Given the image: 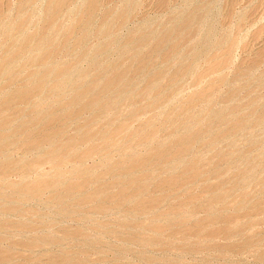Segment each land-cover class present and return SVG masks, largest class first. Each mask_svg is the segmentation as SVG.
<instances>
[{
    "label": "rangeland",
    "instance_id": "374dc122",
    "mask_svg": "<svg viewBox=\"0 0 264 264\" xmlns=\"http://www.w3.org/2000/svg\"><path fill=\"white\" fill-rule=\"evenodd\" d=\"M52 5L54 11L50 10ZM18 18L21 19L19 25ZM14 24L18 26L16 30ZM40 27L42 31H36ZM160 28L163 30L159 31ZM139 29L141 31L137 32ZM3 32L8 33L6 37ZM26 32L32 41L22 49L31 48V53L28 51L31 56L21 49L23 40H27ZM42 34H48V44L54 46L50 47L54 56L45 60L52 65L49 67L45 62L42 66L38 62L48 54V48L37 47L40 52L34 48ZM0 35V50H3L0 58L6 65L8 58L19 50V54H14L18 59L13 55L8 65L11 67L0 77V101L10 97L18 86L23 88L30 82L29 87H25L28 90L32 81L36 82L40 76L31 79L29 75L34 70L39 74L46 69L60 68L61 64L70 68L66 80L62 79L60 84H51L53 79L49 75L46 78L51 79L49 85L35 91L29 104L15 102L16 98L11 97L10 106L6 114L4 112L10 115L15 109L35 103L24 109L26 114L22 118L40 117L41 124L28 125L26 131L30 129V132L29 136L24 133L26 138L22 134L11 135L20 125L21 116L11 117L15 118L16 125L11 120V125L3 128V132L10 135L9 141L16 145L8 142L4 154L0 152L1 167L7 162L10 164L3 174L10 175L0 179V207L3 206L0 208V264H264V0H0ZM9 41L18 42V50L15 44L9 45ZM32 48L36 50L31 51ZM6 53L12 55L5 56ZM43 65L47 67L45 71ZM94 69L97 70L94 72ZM93 72L98 75L93 76ZM112 76L120 77L119 82L123 80L124 86L118 82L117 87L114 82L116 85L112 83V87L100 91L102 84ZM9 77L12 80L8 83ZM23 82H26L24 86ZM75 82L77 86L80 84L79 90ZM88 86L94 92L99 90L97 94L102 95L103 103H108L107 108L98 111L94 107H80L90 96L96 95L90 92L86 95V91L81 90ZM114 86L118 91L113 90ZM73 88L76 96H71ZM116 98H121L118 104ZM61 110L64 113H60ZM71 112H75V116ZM50 113L54 120L46 124ZM40 133L50 135V144L24 145L25 139L37 138ZM92 136L96 139H90ZM67 140L69 144L72 142L68 146ZM73 144L79 145L76 146L79 151ZM51 150L60 154L62 163L58 157L46 163L42 160L43 154ZM139 161L147 164L141 166ZM128 168L132 172H125ZM40 173L41 176H36ZM85 173L96 178L91 181ZM57 175L66 176V182ZM50 178L63 184L56 185V189H53L56 181L52 189L39 185L41 194L34 192L23 197L21 187L37 182L38 185L47 179L51 182ZM12 183L16 184L12 186ZM68 185H71L70 191L66 193L64 189ZM77 188L83 193L79 194ZM102 189L107 190L103 193ZM99 194L102 198L104 195L105 203ZM60 195L61 200L57 198ZM116 197L119 200L115 201ZM149 199L152 201L147 202ZM80 200L81 206L78 205ZM61 204L68 206L64 208L66 206ZM139 241L142 245L137 244Z\"/></svg>",
    "mask_w": 264,
    "mask_h": 264
},
{
    "label": "bare ground",
    "instance_id": "6f19581e",
    "mask_svg": "<svg viewBox=\"0 0 264 264\" xmlns=\"http://www.w3.org/2000/svg\"><path fill=\"white\" fill-rule=\"evenodd\" d=\"M48 1H49V0H48ZM86 1H87V0H86ZM91 1H92V0H91ZM59 2H60V1H59ZM59 2H58V3H59ZM198 2H199V1H198ZM52 3H53V1H52ZM89 3H90V2H89ZM95 3H96V1H95ZM87 4H88V3H87ZM91 4H92V3H91ZM53 5H54V4H53ZM53 5H52V7H50V10H51V8H52V11H54V8H55V7H54L55 5H54V6H53ZM56 5H57V4H56ZM45 6H46V5H45ZM50 6H51V3H50ZM92 6H93V5H92ZM53 7H54V8H53ZM87 7H88V8H92V7H90L89 5H88ZM56 10H57V7H56ZM50 14H52V13H50ZM53 14H54V13H53ZM112 14H113V13H112ZM112 14H111V15H112ZM54 15L56 16V13H55ZM50 16H51V15H49V17H50ZM55 16H54V17H55ZM122 16H123V15H122ZM122 16H121V18H122ZM52 17H53V15H52ZM107 17H108V16H107ZM109 17H110V15H109ZM16 18H17V17H16ZM48 19H49V18H48ZM108 19H109V18H108ZM18 20L21 21V19H19V18L17 19V22H16V23H18V25H19V24H20V23H19L20 21L18 22ZM46 20H47V19H46ZM15 21H16V20H15ZM22 21H24V19H23ZM49 21H52V20H49ZM53 22H54V21H53ZM11 23H12V22H11ZM25 23H26V21H25ZM46 23H47V22H46ZM23 24H24V22H23ZM48 24H50V22H49ZM24 25H25V24H24ZM11 26H12V25H11ZM14 26H15V24H14ZM14 26H13V27H14ZM16 26H17V24H16ZM16 26H15L14 30H16V28L18 27V26H17V27H16ZM45 26H46V25H45ZM107 26H108V25H107ZM159 26L161 27V25H158V27H159ZM9 27H10V26H9ZM20 27L22 28V26H20ZM41 27H42V26H41ZM41 27L39 28V30H38V28H37L36 31L39 32V31L41 30ZM33 28H34V27H33ZM42 28H43V27H42ZM44 28H45V27H44ZM52 28H54V27H52ZM111 28H112V27H111ZM113 28H114V27H113ZM147 28H148V27H147ZM156 28H157V27H156ZM161 28H162V27H161ZM161 28L159 29V31H160V30H163V29H161ZM107 29H108V28H107ZM157 29H158V28H157ZM157 29H156V30H157ZM11 30H12V29H11ZM14 30H13V31H14ZM46 30H47V29H46ZM142 30H143V29H142ZM147 30H152V29H149V28H148ZM164 30H165V29H164ZM167 30H168V29H167ZM167 30H166V31H167ZM13 31H12V32H13ZM26 31H27V30H26ZM33 31H34V30H33ZM41 31H42V30H41ZM41 31H40V32H41ZM107 31L109 32V30H107ZM111 31H112V30H111ZM139 31H141V30H140V29L137 30V32H139ZM166 31H165V32H166ZM7 32H10V31H7ZM7 32H6V34H8ZM12 32H11V33H12ZM14 32H15V31H14ZM31 32H32V31H31ZM133 32H134V31H133ZM11 33H9V34H11ZM22 33H23V32H22ZM28 33L30 34V32H28ZM33 33H34V32H33ZM33 33H32V34H33ZM45 33H46V32H45ZM48 33H49V32H48ZM50 33H51V32H50ZM65 33H67V32H65ZM68 33H69V31H68ZM146 33H147V32H146ZM150 33H151V32H150ZM171 33H172V32H171ZM3 34H5V32H3ZM6 34H5V37H6ZM25 34H26V36H27V32H26ZM34 34H35V33H34ZM34 34H33V35H34ZM36 34L38 35V33H36ZM53 34H54V33H53ZM103 34H105V32H104ZM138 34H139V33H138ZM138 34H136V36H137ZM158 34H159V33H158ZM158 34H157V35H158ZM12 35H13V34H12ZM16 35H17V34H16ZM55 35H56V34H55ZM67 35L70 36V34H67ZM107 35H108V34H107ZM132 35H133V34H131V36H132ZM134 35H135V34H134ZM144 35H145V34H143V36H144ZM148 35H149V34H148ZM150 35H151V34H150ZM159 35H160L159 37H162L163 32H162V35H161V34H159ZM170 35H171V34H170ZM172 35H173V34H172ZM172 35H171V38H172ZM0 36H1V35H0ZM21 36H22V35H21ZM30 36L33 37L31 34H30ZM46 36L48 37V34H47ZM46 36H44V35L42 34V36L39 38L40 40L38 41V43H36L35 46H34L33 43H32V45L34 46V48L37 49V51H39L38 48L41 49L39 46H42L43 49H44V45H45V48H48V54H47V55H45V56H44V55L42 56V54L40 55V56H42V57L40 58V60H39L38 62L40 63L41 66H42V64H43L44 62L46 63V62L48 61V59L51 58V55L54 56V53L52 54V52H54V50H50V49H51L50 47H52V46L48 44V41H49L48 39H49V38H47ZM57 36H58V35H57ZM59 36H60V35H59ZM63 36H64V35H63ZM128 36H129V35H128ZM128 36H127L126 38H128ZM140 36H141V38H142V35H140ZM163 36H164V35H163ZM5 37H4L3 39H5ZM28 37H29V35L27 36V38L25 37V38L27 39L25 42H24V40H23L24 43L22 42L21 46H23V47H21V49H22V48H25L24 45L28 44V42L31 40V39L29 40L30 37H29V38H28ZM36 37H37V36H36ZM44 37H45V38H44ZM61 37H62V36H61ZM64 37H66V36H64ZM105 37H106V36H105ZM129 37H130V36H129ZM153 37H154V36H153ZM167 37H168V36H167ZM1 38H2V37H1ZM8 38H9V35H8ZM15 38H16V36H15ZM41 38H43V39H41ZM46 38H47V39H46ZM51 38H52V36H51ZM67 38H68V37H67ZM134 38H135V37H134ZM134 38H133V40H134ZM148 38H150V37H148ZM154 38H155V37H154ZM162 38H163V37H162ZM162 38H161V39H162ZM164 38H165V37H164ZM3 39H2V40H3ZM11 39H12V37H11ZM11 39H10V40H11ZM22 39H24V37H23ZM33 39H34V38H33ZM130 39H131V38H130ZM143 39H144V38H143ZM150 39H151V38H150ZM167 39H170V37L167 38ZM8 40H9V39H8ZM18 40H19V39H18ZM37 40H38V39H37ZM59 40H60V39H59ZM62 40H63V38H62ZM81 40H82V39H81ZM128 40H129V39H128ZM131 40H132V39H131ZM131 40H130V41H131ZM163 40H164V39H163ZM11 41H12V40H11ZM31 41H32V40H31ZM31 41H30V42H31ZM60 41H61V40H60ZM7 42H8V41H7ZM7 42H5L6 44H5V43H4V44L7 45V44L10 43V41H9V43H7ZM12 42H13V41H12ZM12 42H11L9 45L12 46L13 44H15V43H12ZM15 42H16V41H15ZM54 42H55V40H54ZM56 42H57V40H56ZM131 42H132V41H131ZM148 42H151V41H147V43H148ZM167 42H169V41H167ZM0 43H1V42H0ZM17 43H18V42H17ZM17 43H16V44H17ZM34 43H35V41H34ZM49 43H50V42H49ZM52 43H53V42H52ZM60 43H61V42H60ZM62 43H63V42H62ZM125 43H126V42H125ZM16 44H15V45H16ZM19 44H20V43H19ZM47 44H48V45H47ZM0 45H1V44H0ZM5 45H4L3 47H5ZM30 45H31V43H29L28 48L30 47ZM55 45H56V43H55ZM1 46H2V45H1ZM7 46H8V45H7ZM11 46H8V47H11ZM13 46H14V45H13ZM13 46H12V47H13ZM16 46H17V45H16ZM8 47H7V49H8ZM37 47H38V48H37ZM18 48H19V46H17V50H18ZM52 48H54V46H53ZM55 48H56V47H55ZM5 49H6V48H5ZM10 49H11V48H10ZM14 49H16V47H14ZM14 49H13V50H14ZM25 49H26V48H25ZM30 49H31V48H30ZM30 49H28V50H26V51L23 50V49H22V50H23L24 52H28ZM36 49H33V48H32L31 51H34V50H36ZM56 49H57V48H56ZM56 49H55V50H56ZM45 50H46V49H45ZM104 50H105V49H104ZM0 51H1V50H0ZM4 51H5V50H4ZM8 51H9V50H8ZM23 51H22V53H23ZM42 51H43V50H42ZM57 51H58V50H57ZM1 52H3V50H2ZM6 52H7V51H6ZM11 52H12V50H11ZM17 52H18V53H16V51H15V53H14V51H13L14 54H19V50H18ZM29 52H30V51H29ZM29 52H28V53H29ZM39 52H40V51H39ZM39 52H38V53H39ZM45 52H46V51H45ZM135 52H136V51H135ZM30 53H31V52H30ZM30 53H29V54H30ZM34 53H35V52H34ZM41 53H42V52H41ZM43 53H44V52H43ZM10 54L12 55V53H10ZM14 54H13V55H14ZM39 54H40V53H39ZM1 55H2V54H1ZM4 55L6 56V55H8V54L6 53V54H4ZM11 55H8V56H11ZM13 55L11 56V58L13 57ZM98 55H99V54H98ZM8 56H7V57H4V58H8ZM17 56H19V55H17ZM29 56H31V54H30ZM35 56L38 57L39 55H35ZM53 56H52V57H53ZM14 57L18 59V57H16V55H14ZM37 57H36V59H37ZM49 57H50V58H49ZM2 58H3V57H2ZM11 58H10V57L8 58L9 61H12V60H10ZM15 58H13V59H15ZM8 59H4V60H7V61H8ZM37 60H38V59H37ZM37 60H36V61H37ZM45 60H47V61H45ZM50 60H51V59H50ZM2 61H3V60H2ZM2 61H1V58H0V62H2ZM9 61H8V64H7V65H6V63H7L6 61H3L2 63H0V64H1V65H0V77H2V75H4V74L6 73V71H7L6 68L9 69V68L11 67V66H10V67L8 68V65H10ZM14 61H15V60H14ZM14 61H13V62H14ZM34 61H35V59H34ZM34 61L32 62V64H34ZM5 62H6V63H5ZM29 62L31 63V60H30ZM11 63H12V62H11ZM47 63H48V62H47ZM47 63H46V64H47ZM49 63H50V62H49ZM12 64H13V63H12ZM25 64H26V63H25ZM35 64H36V63H35ZM28 65H29V64H28ZM28 65H27V66H28ZM40 65H39V66H40ZM47 65H48V64H47ZM35 66H37V65H35ZM35 66H34V67H35ZM43 66H44V69H42V70L45 71V69H46L47 67L52 66V65L49 64L47 67H46V65H43ZM54 66H55V65H54ZM60 66H61V67H60V68H57V69H56L55 67H54L53 69H50V70H49V69H48V70L46 69L45 72H41V73H39V74L36 72L37 70H36V71L34 70V71H32L31 73L29 72V73H30L29 76L31 77V79H33V78H36V79H37L36 76L40 75V76L38 77L37 81H36V82L34 81L35 83L32 81L33 84H32V86H30V88H29L28 90H26V88L29 87V85L31 84L30 82H29V85L26 84L28 87H27V86H25L26 88L23 87V88H25V89H23L22 86H21V87L18 86V87L16 88V90L13 91L14 93H12V92L10 91V93H12V94L10 95V97L6 98V96H5L6 99L1 100L2 102L0 101V152H2V151L5 149V145H7L6 143H8V142H9V143H12V142L9 141V140H10V135L8 136V134H7V135L5 134L6 132H3V128H4L5 126L7 127V125H9V124L11 123V120H13V122L16 121L15 118L11 119V117H14V116H21V118H19L20 121H21V123H20V125H17V126H16V127H18V128H14V127L11 126V127H12V130H13V128L15 129L14 133L11 134V135L14 136V137H15L17 134L20 135V136H21V134H22V135L26 138L27 135L29 136V132H30V129H29L28 132L26 131L28 125L31 124V126H35L36 123H40V124H41V122H39V121H40V117L29 118V119H27L28 117L25 118V119L22 118V117H24L25 114H26V113H25L26 110H24V109L30 107L32 104H35V103H31V105H29V106L27 105L28 107H26V108L24 107V109L19 108L20 110H17V111H16V109H15V107H14V108H13V109H15L14 113L11 112L12 114H10V115L7 114V115H5V114H6V110H8V108H9V106H10V102L12 101L11 97H12V98H13V97L16 98V99H14L15 102L18 101V102H21V103H22V102L25 103V102L30 101L29 99H31V95H32L35 91L40 90V89H41L42 87H44L45 85H49L48 81H49L50 78H48V81H47V79H46L49 75H50V77L53 79L51 82L49 81L51 84H56V83H57V84H60V81H61L62 79H63V80H64V79L66 80V77H67L66 75L69 74L68 70L70 69V68L67 69V68L65 67L66 65H65L64 67H62L63 64H61ZM140 66H141V65H140ZM142 66H143V65H142ZM142 66H141V67H142ZM20 67H21V66H20ZM25 67H26V66H25ZM29 67H31V66H29ZM29 67H28V68H29ZM32 67H33V65H32ZM58 67H59V66H58ZM36 68H37V67H36ZM38 68H39V67H38ZM39 69L41 70V68H39ZM97 69H98V68H97ZM97 69H94L93 71L95 72ZM103 69H105V68H103ZM16 70H18V69H16ZM16 70H15V71H16ZM20 70H21V69H20ZM30 70H31V69H30ZM42 70H41V71H42ZM100 70H102V69L100 68ZM13 71H14V70H13ZM15 71H14V72H15ZM28 71H29V70H28ZM104 71H106V70H104ZM104 71H102V72H104ZM10 72H12V71H10ZM10 72H9L8 74H11ZM14 72H13L12 74H15ZM94 72H93V76H96V74L98 75V73H95V75H94ZM97 72H98V71H97ZM102 72H101V74H103ZM16 73H17V72H16ZM19 73H20V72H19ZM19 73H18V74H19ZM110 73H111V72H110ZM113 73H114V72H113ZM113 73H112V74H113ZM122 73H124V72H122ZM91 74H92V73H91ZM101 74H100V75H101ZM106 74H107V73H106ZM112 74H111V75H112ZM115 74H116V73H115ZM104 75H105V73H104ZM107 75H108V74H107ZM107 75H105V77H107ZM123 75H124V74H123ZM125 75H126V74H125ZM125 75H124V76H125ZM9 76H10V75H9ZM18 76H20V74H19ZM24 76H25V75H24ZM27 76H28V75H27ZM27 76H26V77H27ZM101 76H103V75H101ZM109 76H110V75H109ZM124 76H123V77H124ZM69 77H70V75H69ZM103 77H104V76H103ZM105 77H104V78H105ZM125 77H127V76H125ZM3 78H4V77H3ZM12 78H13V75H12ZM99 78H100V77H99ZM99 78H98V79H99ZM101 78H102V77H101ZM119 78H120V77H118V76H112V77L108 78V79L106 80V82H105L104 84H102V87L99 88L100 91H102V90H103V91H106V89H107L112 83L114 84V82H116V84H117V83L121 80V78H120V79H119ZM7 79H10V77L7 78ZM15 79L17 80V77H16ZM20 79H21V78H20ZM20 79H18V80H20ZM29 79H30V78H29ZM31 79H30V80H31ZM122 79H123V78H122ZM11 80H12V79H10V80L8 81V83H9ZM33 80H34V79H33ZM50 80H51V79H50ZM100 80H101V79H100ZM102 80H103V79H102ZM125 80H126V79H125ZM127 80L129 81V79H127ZM1 81H2V78H1ZM1 81H0V82H1ZM14 81H15V80H14ZM96 81H97V79H96ZM122 81H123V80H122ZM122 81H121V82H122ZM16 82H17V81H16ZM19 82H20V81H18V83H19ZM77 82H79V81H77ZM98 82H99V81H98ZM100 82H101V81H100ZM100 82H99L98 84H100ZM121 82H119V83H121ZM11 83H12V82H11ZM18 83H17V84H18ZM20 83H21V82H20ZM24 83H26V82H23V86H24ZM46 83H48V84H46ZM123 83H124V81H123ZM123 83H121V84H122V87L124 86ZM0 84H1V83H0ZM2 84H3V83H2ZM17 84H16V85H17ZM71 84H72V83H71ZM74 84L76 85V82H75ZM116 84H114V85H116ZM129 84H130V85H129V87H130V86H131V83H129ZM5 85H7L6 88H8L9 85H8V84H5ZM12 85H13V83H12ZM12 85H10V86H12ZM79 85H80V84H79ZM79 85H78V86H79ZM82 85H83V87H84V83H82ZM85 85H86V84H85ZM95 85H96V84H95ZM100 85H101V84H100ZM100 85H99V86H100ZM119 85H120V84H119ZM50 86H51V85H50ZM72 86H73V85H72ZM72 86H71V87H72ZM76 86H77V85H76ZM78 86H77L76 88H78ZM89 86H90V85H89ZM89 86H88V87H85V88L82 87L81 90L86 91V93H85L86 95H87V92H90V94H91V93H92V94H93V93H94V94L96 93V95H95V96H90V98H88V101L86 100L87 102H86L85 104H83L82 106H80V107H82V108H84V107H94V108H97L98 111H102L104 108H107L106 106H107L108 103H107V102L103 103V102H102V99H101V96H102V95L99 96V94H97V92H98L99 90H98L97 92H94L93 89H91V87H89ZM126 86H128V85H126ZM15 87H16V86H15ZM54 87L56 88V86H54ZM111 87H112V85H111ZM114 87H115V88H114ZM114 87H113V88H114L113 90L116 89V86H114ZM117 87H118V84H117ZM122 87H121V88H122ZM45 88H46V87H45ZM48 88H49V86H48ZM48 88H47V89H48ZM74 88H75V87H74ZM74 88H73V89H74ZM80 88H81V87H80ZM93 88H94V87H93ZM96 88H98V87H96ZM3 89H4V88H3ZM50 89H51V88H50ZM73 89H72V90H73ZM123 89H124V88H123ZM128 89H129V88H128ZM5 90H6V89H5ZM13 90H14V89H13ZM42 90H43V89H42ZM52 90H53V89H52ZM54 90H55V89H54ZM67 90H68V89H67ZM78 90H79V88H78ZM91 90H92V92H91ZM94 90H96V89L94 88ZM111 90H112V89H111ZM116 90L118 91V89H116ZM126 90H127V89H126ZM1 91H2V90H1ZM3 91H4V90H3ZM74 91L77 92L76 89H74V90H73V94H72L71 96L74 95V93H75ZM119 91H121V90H119ZM40 92H42V91H40ZM50 92L52 93L51 90H50ZM50 92H49V94H50ZM56 92H57V91H56ZM114 92H115L116 94L118 93V92H116V91H114ZM123 92H125V91H123ZM3 93H4V92H3ZM10 93H9V94H10ZM43 93H44V90H43ZM53 93H55V92H53ZM53 93H52V94H53ZM80 93H81V91H80ZM98 93H99V92H98ZM102 93H105V92H102ZM111 93H112V92H111ZM111 93H110V94H111ZM66 94H67V93H66ZM68 94H69V93H68ZM75 94H76V93H75ZM85 94H83V96H84ZM90 94H89V95H90ZM108 94H109V93H108ZM112 94H113V93H112ZM112 94H111V95H112ZM120 94H121V92H120ZM1 95H2V94H1ZM4 95H8V93H6V94L4 93ZM59 95H60V94H59ZM76 95H77V94H76ZM76 95H74V96H76ZM104 95H105V94H104ZM118 95H119V93H118ZM118 95H115V97H117ZM39 96H40V95H39ZM57 96H58V94H57ZM57 96H56V97H57ZM60 96H62V95H60ZM60 96H59V97H60ZM68 96H69V95H68ZM81 96H82V95H81ZM81 96H80V97H81ZM83 96H82V97H83ZM37 97H38V96H37ZM52 97H53V96H52ZM62 97H63V96H62ZM77 97H78V96H77ZM77 97H76V98H77ZM86 97H87V96H86ZM110 97H111V96H110ZM115 97L113 98V100L115 99ZM33 98H35V96H34ZM84 98H85V97H84ZM104 98H105V97H104ZM1 99H2V98H1ZM36 99H37V98H36ZM57 99H58V98H57ZM64 99H65V98H64ZM73 99H74V101L77 102V99H75V98H73ZM79 99H81V98H79ZM108 99H109V98H108ZM116 99H117L116 101H117V104H118V102H119L118 100H120L121 98H120V99L116 98ZM61 100H62V99H61ZM68 100H69V99H68ZM103 100H104V99H103ZM66 101H67V100H66ZM71 101H72V100H71ZM78 101H79V100H78ZM109 101H110V100H109ZM116 101H115V102H116ZM120 101H121V100H120ZM55 102H56V101H55ZM61 102H62V101H61ZM64 102H65V101H64ZM64 102H63V103H64ZM113 102H114V101H113ZM68 103H69V102H68ZM72 103L74 104V102H72ZM79 103H81V100H80ZM83 103H84V101H83ZM110 103H112V98H111V102H110ZM184 103H185V102H184ZM17 104H18V103H17ZM17 104H16V105H17ZM26 104H27V103H26ZM26 104H25V106H26ZM28 104H29V102H28ZM66 104H67V103H66ZM73 104H72L71 106H73ZM81 104H82V103H81ZM114 104H115V103H114ZM114 104H113V106H114ZM14 105H15V104H14ZM14 105H13V106H14ZM56 105H57V104H56ZM78 105H79V104H78ZM13 106H12V107H13ZM23 106H24V105H23ZM23 106H21V107H23ZM53 106H54V105H53ZM76 106H77V105H76ZM76 106H74L73 108H75ZM54 107H55V106H54ZM54 107H52V108H54ZM62 107H65V106H62ZM68 107H69V106H68ZM111 107H112V105H111ZM114 107H115V106H114ZM31 108H32V107H31ZM59 108H60V107H59ZM71 108H72V107H71ZM73 108H72V109H73ZM21 109H22V110H21ZM37 109H38V108H37ZM61 109H62V108H61ZM66 109H67V108H66ZM69 109H70V108H69ZM97 109H96V111H97ZM112 109H113V108H112ZM33 110H35V108H34ZM48 110H49V109H48ZM70 110H71V109H70ZM70 110H69V111H70ZM77 110H78V108H77ZM86 110H87V109H86ZM11 111H13V110H11ZM27 111H28V109H27ZM39 111H40V110H39ZM51 111H52V110H51ZM51 111H50V112H51ZM65 111H67V110H65ZM74 111H76V109H75ZM80 111H81V110H80ZM84 111H85V110H84ZM4 112H5V114H4ZM9 112H10V110H9ZM31 112H33V111H31ZM31 112H30V113H31ZM40 112H41V111H40ZM54 112H55V111H54ZM54 112H53V113H54ZM93 112H94V111H93ZM35 113H36V112H35ZM44 113H45V112H44ZM47 113H48V112H47ZM58 113H59V111H58ZM60 113H64V112L61 110ZM71 113H72V112H71ZM258 113H259V112H258ZM38 114H40V113H38ZM42 114H43V113H42ZM42 114H41V115H42ZM50 114H51V115H50ZM50 114H48V115H50V116H48L47 119L45 118V119H46V120H45V121H46V124H48V123H50V122H52V121L54 120V116L52 115V113H50ZM55 114H57V113H55ZM68 114H69V113H68ZM68 114H67V116H69ZM72 114H73V113H72ZM74 114H75V112H74ZM74 114H73V115H74ZM101 114H102V113H101ZM28 115H29V114H28ZM60 115H61V114H60ZM34 116H35V115H34ZM36 116H37V115H36ZM63 116H64V115H63ZM67 116H66L65 118H67ZM74 116H75V115H74ZM74 116H73V117H74ZM76 116H77V115H76ZM29 117H30V116H29ZM45 117H46V116H45ZM69 117H70V116H69ZM94 117H95V116H94ZM94 117H93V118H94ZM60 118H61V117H60ZM75 118H76V117H75ZM93 118H92V119H93ZM98 118H99V116H98ZM19 119H18V120H19ZM95 119H96V118H95ZM18 120H17V121H18ZM43 120H44V118H43ZM64 120H65V119H64ZM64 120H63V122H64ZM60 121H61V120H60ZM66 121H67V120H66ZM91 121H92V120H91ZM13 122H12V123H13ZM18 122H19V121H18ZM63 122H62V123H63ZM93 122H94V120H93ZM14 123H15V125H16V122H14ZM58 123H59V122H58ZM58 123H57V124H58ZM89 123H90V122H89ZM33 124H35V125H33ZM40 124H39V125H40ZM60 124H61V123H60ZM10 125H11V124H10ZM42 125H44V124H42ZM53 125H54V122H53ZM62 125H63V124H62ZM37 126H38V125H37ZM48 126H49V125H48ZM119 126H120V128H121V125H119ZM6 127H5V128H6ZM11 127H10V128H11ZM29 127H30V126H29ZM58 127H59V126H58ZM62 127H63V126H62ZM64 127H65V129H66V126H64ZM81 127H82V126H81ZM123 127H124V125H122V128H123ZM125 127H127V125H126ZM36 128H37V127H36ZM46 128H47V126H46L44 129H46ZM55 128H56V127H55ZM55 128H54V130H55ZM159 128H160V127H159ZM8 129H9V127H8ZM8 129H7V130H8ZM33 129H35V127H34ZM41 129H42V127H41ZM116 129H117V127H116ZM116 129L114 128V130H116ZM125 129H126V128H125ZM47 130H48V129H47ZM51 130H52V128H51ZM56 130L58 131L59 129H56ZM66 130H67V129H66ZM85 130H86V129H85ZM4 131H5V130H4ZM68 131H69V130H68ZM79 131H80V130H79ZM97 131H98V130H97ZM97 131H96V132H97ZM117 131H118V130H117ZM37 132H38V131H37ZM37 132H36V133H37ZM43 132H44V131H43ZM63 132H64V131H63ZM87 132H88V131H87ZM87 132H85V135H86ZM90 132H91V131H89L88 133H90ZM96 132H95L94 134H96ZM100 132H101V131H100ZM114 132H115V131H114ZM9 133H10V132H9ZM24 133H26L27 135L25 136ZM31 133H32V132H31ZM49 133H51V131H50ZM76 133H77V132H76ZM79 133H80V132H79ZM112 133H113V132H112ZM117 133H118V132H117ZM40 134H41V135H39L37 138L32 139V138H29V137H28L29 140L25 139V143H26V144H24V145H25V146H26V145H28V146L30 145V146L34 147V146H39V145H40L41 143H43V142H44V143H45V142H49V144H50V142H51L50 139H49V138H50V135H49L48 133H40ZM57 134H58V133H57ZM57 134H55V135H57ZM59 134H60V133H59ZM114 134H115V133H114ZM114 134H113V135H114ZM34 135H35V134H34ZM53 135H54V134H52V136H53ZM79 135H80V134H79ZM87 135H88V134H87ZM98 135H99V134H98ZM12 136H11V137H12ZM20 136H19V137H20ZM31 136H33V135H31ZM35 136H37V135H35ZM35 136H33V137H35ZM52 136H51V138H52ZM61 136H62V135H61ZM63 136H64V135H63ZM88 136H89V135H88ZM88 136H86V137H88ZM19 137H18V138H19ZM81 137H84V135L82 134ZM81 137H80V138H81ZM96 137H98V136H96ZM99 137H100V136H99ZM54 138H55V137H54ZM60 138L62 139V137H60ZM64 138H65V137H63V139H64ZM91 138H95V137L92 136V137H90V139H91ZM11 139H12V138H11ZM16 139H17V138H16ZM21 139H22V138H20L18 141H20ZM23 139H24V138H23ZM56 139H57V138H56ZM58 139H59V138H58ZM70 139H71V138H70ZM77 139H78V138H77ZM77 139H76V140H77ZM95 139H96V138H95ZM147 139H148V138H147ZM13 140H14V139H13ZM59 140H60V139H59ZM74 140H75V139H74ZM80 140H82V139H80ZM11 141H12V140H11ZM16 141H17V140H16ZM16 141H15V142H16ZM18 141H17V142H18ZM22 141L24 142V140H22ZM52 141H53V140H52ZM84 141H85V140H84ZM88 141H89V139H88ZM188 141H189V140H188ZM20 142H21V141H20ZM54 142H55V141H54ZM56 142H57V141H56ZM56 142H55V143H56ZM75 142H77V141H75ZM75 142H74V143H75ZM64 143H65V141H64ZM71 143H72V142H70V144H71ZM103 143H104V142H103ZM12 144H13V143H12ZM21 144H22V143H20L19 145H21ZM46 144H47V143H46ZM52 144H53V142H52ZM70 144L68 143V140H67V141H66V146H68V145H70ZM143 144H144V143H143ZM187 144H188V143H187ZM13 145H16V144L14 143ZM17 145H18V144H17ZM19 145H18V146H19ZM56 145H58V144H56ZM10 146H11V145H9V147H10ZM40 146H42V145H40ZM40 146H39V147H40ZM47 146H48V145H47ZM47 146H46V147H47ZM61 146H62V145H61ZM72 146H74V144H73ZM76 146L79 147L78 144H77ZM76 146H74V147H75L76 149H78ZM105 146H106V145H104V147H105ZM48 147H50V145H49ZM94 147H95V146H94ZM96 147H97V146H96ZM10 148H11V147H10ZM23 148H24V147H23ZM105 148L107 149L108 147H105ZM183 148H184V147H183ZM6 149H7V148H6ZM8 149H9V148H8ZM37 149H38V147H37ZM45 149H46V148H45ZM96 149H97V148H96ZM99 149H100V148H99ZM102 149L104 150V148H102ZM60 150H61V149H60ZM60 150H59V151H60ZM62 150H63V149H62ZM70 150H71V149H70ZM70 150H69V152H68V151H67V152L70 153ZM135 150H136V149H135ZM183 150H184V149H183ZM30 151H31V150H30ZM34 151H35V150H34ZM38 151H39V150H38ZM44 151H46V150H44ZM44 151H42V153H43ZM54 151H55V150H54ZM78 151H79V149H78ZM95 151H96V150H95ZM27 152H28V150H27ZM35 152H36V151H35ZM57 152H58V150H57ZM63 152H65V151H63ZM74 152H75V151H74ZM76 152H77V151H76ZM76 152H75V153H76ZM105 152H106V151H105ZM105 152H104V153H105ZM7 153H8V152H6L5 155H6ZM36 153H37V152H36ZM36 153H35V154H36ZM47 153H48V152H47ZM47 153H45V155L43 154V159L41 158L42 160H45V163H46V160H49V159H50V160L53 161V160H55V158H57V157L60 155L59 153H58L59 155H56V154L53 152V150H51L48 154H47ZM68 153L65 154L64 157H67ZM88 153H89V152H88ZM90 153H91V152H90ZM2 154H4V151H3ZM38 154H40V153H38ZM73 154H74V153H73ZM8 155L10 156V154H8ZM8 155H6V156H8ZM62 155H63V154H62ZM148 155H149V154H148ZM160 155H161V154H160ZM9 156H8V157H9ZM70 156H71V154H70ZM85 156H87V155H85ZM85 156H84V157H85ZM103 156H105V155L103 154ZM2 157H3V156H2ZM2 157H1V159H2ZM21 157H22V155H21ZM23 157H25V156H23ZM37 157H38V155H37ZM62 157H63V156H62ZM134 157H135V156H134ZM151 157H152V154H151ZM3 158H5L4 160L7 159L6 157H3ZM10 158H12V157H10ZM33 158H34V157H33ZM58 158H59V157H58ZM68 158H69V156H68ZM71 158H72V157H71ZM71 158H70V159H71ZM77 158H78V157H77ZM79 158H80V157H79ZM86 158H87V157H86ZM136 158L138 159V157H136ZM136 158H135V159H136ZM145 158H146V157H145ZM19 159H20V158H19ZM21 159H22V158H21ZM59 159H60V158H59ZM62 159H63V158H62ZM62 159H60V162H61V163H62V161H61ZM83 159H84V158H83ZM146 159H147V158H146ZM149 159H150V158H149ZM149 159H148V160H149ZM7 160L9 161V159H7ZM10 160H12V159H10ZM34 160H35V159H34ZM39 160H40V159H39ZM42 160H41L40 162H43ZM65 160H67V158H66ZM77 160H78V159H77ZM79 160H80V159H79ZM132 160H133V159H132ZM132 160H130V162H131ZM142 160H143V157H142ZM150 160H151V159H150ZM150 160H149L148 162H150ZM0 161H1V160H0ZM31 161H33V159H32ZM35 161H36V160H35ZM81 161H82V158H81ZM136 161L138 162V160H136ZM15 162H16V161H15ZM17 162H18V160H17ZM29 162H30V161H29ZM33 162H34V161H33ZM40 162H37V163H40ZM55 162H56V161H55ZM68 162L70 163V161H68ZM76 162H77V161H76ZM79 162H80V161H79ZM1 163H2V162H1ZM1 163H0V164H1ZM64 163H65V162H64ZM69 163H68V164H69ZM80 163H81V162H80ZM80 163H78V164H80ZM11 164H12V162H11ZM24 164L26 165L27 163H24ZM28 164H29V163H28ZM31 164H33V163H31ZM31 164H30V165H31ZM59 164H60V163H59ZM59 164H58V165H59ZM65 164H66V163H65ZM65 164H64V165H65ZM68 164H66V165H68ZM112 164H113V163H112ZM112 164H110V165L113 167ZM144 164H147V162L145 163V161H139V165L142 166V165H144ZM2 165H3V164H2ZM8 165H10V164H8V162H7V165H6V166H2V167H1V165H0V173H2V174H0V175H1V178H0V179H2V180H4L6 176L10 175V174H8V175H6V176L3 175V174H6V171H7V170H9L10 167H8V169H7V166H8ZM19 165H21V163H20ZM35 165H36V164H35ZM64 165H63V166H64ZM116 165H117V164H116ZM118 165H119V164H118ZM132 165H133V161H132ZM13 166H14V165H13ZM52 166H53V165H52ZM119 166H120V165H119ZM141 166H140V167H141ZM23 167H24V165H23ZM27 167H28V166H27ZM35 167H36V166H35ZM53 167H54L55 170H56L55 165H54ZM117 167H118V166H117ZM117 167H116V168H117ZM137 167H139V166H137ZM30 168L32 169V166H31ZM51 168H52V167H51ZM61 168H62V167H61ZM118 168H121V166L118 167ZM118 168H117V169H118ZM19 169H20V167H19ZM27 169H28V168H27ZM57 169H59V167H57ZM109 169H111V168H109ZM112 169H115V167H113ZM10 170H11V169H10ZM59 170H60V169H59ZM15 171H16V170H15ZM17 171H18V170H17ZM22 171H25V170L22 169ZM22 171H21V172H22ZM29 171H30V170H29ZM56 171H57V170H56ZM56 171H54V173H55ZM114 171H116V170H114ZM106 172H107V170H106ZM111 172H112V171H111ZM120 172H121V169H120ZM125 172H127V173H128V172H129V173L132 172V171H131V168L126 169ZM17 173H19V172H17ZM23 173H24V172H23ZM29 173H30V172H29ZM48 173H49V172H48ZM48 173H47V174H48ZM54 173H53V174H54ZM60 173H61V172H60ZM88 173H89V172H88ZM88 173H87V174H88ZM13 174H14V173H13ZM20 174H21V173H20ZM20 174H19V175H20ZM25 174H26V173H25ZM27 174H28V173H27ZM27 174H26V175H27ZM55 174H56V173H55ZM57 174H59V173H57ZM65 174H66V173H65ZM65 174H64V175H65ZM69 174H70V173H68V176H69ZM85 174H86V173H85ZM87 174H86V175H87ZM123 174H124V173H123ZM125 174H126V173H125ZM21 175L24 176V174H21ZM41 175H42V173H40V175H36V176H41ZM62 175H63V172H62ZM66 175H67V174H66ZM115 175H116V174H115ZM46 176H47V175H46ZM46 176H45V177H46ZM57 176H59V175H57ZM84 176H85V175H84ZM88 176H89V174H88ZM88 176H86L87 179H88ZM99 176H101V175H99ZM21 177H22V176H21ZM27 177H28V176H27ZM47 177H50V176H47ZM59 177H61V176H59ZM62 177H63V176H62ZM62 177H61V178H62ZM65 177H66V176H65ZM65 177H63L62 179L64 180ZM89 177H91V176H89ZM3 178H4V179H3ZM19 178H20V177H19ZM23 178H24V177H23ZM23 178H20V179H23ZM37 178H39V177H37ZM37 178H35L34 180H36ZM51 178H53V177H51ZM51 178H50V179H51ZM55 178H58V177H55ZM80 178H83V176H81ZM92 178H96V176H95V177L92 176V177H91V181H92ZM112 178H113V177H112ZM115 178H116V177H115ZM172 178H174V177H172ZM187 178H188V177H187ZM25 179H26V177H25ZM45 179H46V178H45ZM59 179H60V178H59ZM59 179H58V181H59ZM68 179H70V178H68ZM83 179H84V178H83ZM97 179H98V176H97ZM99 179L101 180V178H99ZM34 180H33V182H35ZM48 180H49V179H47V181H48ZM53 180H54V179H53ZM78 180H79V179H78ZM95 180H96V179H95ZM102 180H103V178H102ZM27 181H28V180H27ZM47 181H43V180H42V182H39L38 185H36L38 182H37L36 184H32L31 186L24 185V187H21V190L23 189V193H22V194H24L23 197H25L27 194H32V193H33V195H34V192H37V193H40V194H41V191H40L41 188H39V187H41V186H39V185H42L44 188H45V186H46V187L51 186V189H52V186L54 185L56 179H55V181H52V179H51V182H47ZM49 181H50V180H49ZM60 181H62V180L60 179ZM64 181L66 182V180H64ZM69 181H70V180H69ZM80 181H82V179H81ZM85 181H86V180H85ZM85 181H84V182H85ZM97 181H99V180H97ZM112 181H113V180H112ZM114 181H115V180H114ZM141 181H142V180H141ZM161 181H162V180H161ZM161 181H160V182H161ZM168 181H170V180H168ZM22 182H24V181H22ZM30 182H31V181H30ZM62 182H63V181H62ZM62 182H61V183L59 182V184H60V185L63 184ZM67 182H68V181H67ZM77 182H79V181H77ZM84 182L81 183V184L83 185ZM86 182L89 183V182H90V179H89V182H88V180H87ZM95 182H96V181H95ZM99 182H100V181H99ZM101 182H102V181H101ZM116 182H117V181H116ZM170 182H171V181H170ZM7 183H9V182H7ZM19 183H20V181H19ZM19 183H18V184H19ZM56 183H57V181H56ZM71 183H72V182H71ZM90 183H91V182H90ZM92 183H94V182H92ZM96 183H97V182H96ZM96 183H94V184H96ZM111 183H113V182H111ZM158 183H159V182H158ZM14 184H16V183H14ZM14 184L12 183V186H13ZM24 184H25V183H24ZM59 184H58V183L55 184L54 187H53V189L56 187V185H58L57 187H59ZM68 184H69V183H68ZM73 184H74V183H73ZM76 184H77V183H76ZM116 184H117V183H116ZM116 184H115V185H116ZM142 184H143V183H142ZM167 184H168V183H167ZM167 184H166V185H167ZM169 184H170V183H169ZM169 184H168V186H169ZM9 185H11V184H9ZM9 185H8V186H9ZM19 185H20V184H19ZM79 185H80V184H79ZM82 185H81V186H82ZM103 185H104V184H103ZM103 185H102V186H103ZM115 185H114V186H115ZM126 185H127V184H126ZM164 185H165V183H164ZM63 186H66L65 183H64ZM68 186H69V187H68ZM68 186L66 187V190L64 189V191H66V193H67V191H70V186H71V185H68ZM76 186H77V185H76ZM102 186H101V187H102ZM104 186H105V185H104ZM104 186H103V187H104ZM106 186H107V185H106ZM124 186H125V184H124ZM162 186H163V185H162ZM162 186H160V187H162ZM10 187H11V186H10ZM10 187H9V188H10ZM15 187H16V186H15ZM57 187H56V188H57ZM115 187H116V186H115ZM120 187H121V186H120ZM163 187H164V186H163ZM13 188H14V187H13ZM56 188H55V189H56ZM61 188H63V187L61 186ZM72 188H73V187H72ZM75 188H76V187H74V189H75ZM80 188H81V187H80ZM94 188H95V186H94ZM96 188H97V187H96ZM96 188H95V189H96ZM118 188H119V187H118ZM122 188H123V187H122ZM124 188H125V187H124ZM129 188H130V187H129ZM129 188H128V189H129ZM131 188H132V187H131ZM156 188H157V187H156ZM14 189L16 190V188H14ZM17 189H18V188H17ZM74 189H73L72 193H74ZM77 189L80 190V191H78L79 194H80V193H83V191H81V189H83V187H82L81 189H79V188H77ZM100 189H101V188L99 187V190H100ZM103 189H105V188H103ZM103 189H102V191H103ZM134 189H135V188H134ZM143 189H144V188H143ZM10 190H11V189H10ZM12 190H13V189H12ZM15 190H13V191H15ZM38 190H39V191H38ZM42 190H43V189H42ZM47 190H49V188H48ZM60 190H62V189H60ZM60 190H59V191H60ZM93 190H94V189H93ZM106 190H107V189H106ZM106 190H105V191H106ZM108 190H109V189H108ZM122 190H124V189H122ZM122 190H121V191H122ZM130 190H131V189H130ZM130 190H129V191H130ZM0 191H1V190H0ZM17 191H18V190H17ZM19 191H20V190H19ZM43 191H44V190H43ZM43 191H42V193H43ZM53 191H54V190H53ZM53 191H51V193H50V191H49V193L52 194ZM75 191H76V190H75ZM90 191H92V190H90ZM96 191H97V190H96ZM105 191H103V193H105ZM116 191H117V190H116ZM118 191H120V188H119ZM132 191H134L133 188H132ZM136 191H137V190H136ZM15 193H16V191H15ZM76 193H77V191H76ZM76 193H75V194H76ZM85 193H86V191H85ZM92 193H93V191H92ZM92 193H91V194H92ZM99 193H100V191H99ZM108 193H109V191H108ZM108 193H107V194H108ZM25 194H26V195H25ZM56 194H58V191H57ZM59 194H60V193H59ZM59 194H58V195H59ZM63 194H65V193H62V196H65V195H63ZM70 194H71V193H70ZM91 194H89V195L91 196ZM117 194H118V193H117ZM122 194H124V193H122ZM122 194H121V195H122ZM3 195H4V194H3ZM5 195H6V194H5ZM14 195H15V194H14ZM16 195H17V194H16ZM36 195H37V194H36ZM58 195H57V196H58ZM82 195H83V194L78 195V196L80 197V196H82ZM93 195H94V193H93ZM99 195L101 196V194H99ZM112 195H113V194H112ZM115 195H116V194H115ZM125 195H126V194H125ZM136 195H137V194H136ZM17 196H18V195H17ZM28 196H29L28 198H30V195H28ZM40 196H41V195H40ZM69 196H70V195H69ZM74 196H75V195H74ZM84 196H86V195H84ZM122 196H124V195H122ZM122 196H121V197H122ZM20 197H21V194H20V196H19V199H20ZM23 197H22V198H23ZM37 197H38V196H37ZM52 197L54 198L55 196H52ZM60 197H61V195H60L59 197H57V198H59V200H61ZM87 197H88V195H87ZM94 197H95V196H94ZM94 197L91 198V199H94ZM98 197H99V196H98ZM98 197H97V198H98ZM106 197H107V195H105V198H106ZM124 197H125V196H124ZM15 198H16V197H15ZM22 198H21V199H22ZM28 198H27V199H28ZM38 198H39V197H38ZM55 198H56V197H55ZM57 198H56V199H57ZM67 198H69V197H67ZM80 198H81V197H80ZM83 198H84V197H83ZM83 198H82V199H83ZM99 198H102V196L99 197ZM103 198H104V195H103ZM103 198H102V200H103ZM122 198H123V197H122ZM16 199H17V198H16ZM23 199H24V198H23ZM50 199H51V198H50ZM95 199H96V198H95ZM114 199H115V198H114ZM114 199H113V200H114ZM153 199H154V198H153ZM7 200H8V199H7ZM53 200H54V199H53ZM64 200H65V199H64ZM77 200H78V199H77ZM85 200H86V199H85ZM97 200H98V199H96L95 201H97ZM99 200H100V199H99ZM99 200H98V201H99ZM102 200H100V201H102ZM106 200H107V198H106ZM117 200H119V198L117 199V197H116L115 201H117ZM156 200H157V199H156ZM49 201H50V200H49ZM49 201H48V202H49ZM56 201H57V200H56ZM66 201H67V200H66ZM78 201H79V200H78ZM92 201L94 202V200H92ZM103 201H104V203H105V200H103ZM109 201H110V200H109ZM122 201H123V200H122ZM122 201H121V202H122ZM146 201H147V200H146ZM151 201H152V199H151ZM151 201H150V199H149V201H147V202H151ZM154 201H155V200H154ZM5 202H6V200H5ZM53 202H54V201H53ZM59 202H60V201H59ZM59 202H58V203H59ZM69 202H70V201H68V203H69ZM81 202H82V201L80 200V203H79L78 205H80ZM86 202H87V201H86ZM113 202H114V201H113ZM113 202H112V203H113ZM138 202H139V201H138ZM141 202H142V201H141ZM144 202H145V201H144ZM9 203H10V202H9ZM11 203H12V202H11ZM19 203L21 204V202H19ZM61 203H64V202L62 201ZM82 203H83V202H82ZM96 203H98V202H96ZM156 203H157V202H156ZM7 204H8V202H7ZM12 204H14V203H12ZM20 204H19V205H20ZM55 204H56V203H55ZM110 204H111V203H110ZM114 204H115V203H114ZM118 204H120V201H119ZM140 204H143V202L140 203ZM140 204H139V205H140ZM148 204H149V203H148ZM150 204H152V203H150ZM2 205H3V204H2ZM2 205H1V206H2ZM4 205H6V204H4ZM10 205H11V204H10ZM23 205H24V204H23ZM61 205H65V206H66V204H61ZM76 205H77V203H76ZM83 205H84V204H83ZM100 205H102V203H101ZM108 205H109V204H108ZM6 206H7V207H5V208H8V205H6ZM14 206H15V205H14ZM59 206H60V204H58V207H59ZM67 206H68V205H67ZM67 206H66V207L62 206V207L67 208ZM80 206H81V205H80ZM102 206H103V205H102ZM148 206H149V205H148ZM10 207H11V206H10ZM18 207H19V206H18ZM95 207H96V209L98 208L97 206H95ZM100 207H101V206H100ZM103 207H105V205H104ZM107 207H109V206H107ZM110 207H111V206H110ZM0 208H3V206L0 207ZM16 208H17V207H16ZM16 208H15V209H16ZM19 208H20V207H19ZM64 208H62L63 212H64V210H65ZM9 209H14V208H9ZM69 209H70V207H69ZM96 209H95V210H96ZM101 209H102V208H100V210H101ZM104 209H105V208H104ZM110 209H113V208H110ZM17 210H18V209H16V211H17ZM57 210L60 211L59 209H57ZM67 210H68V209H67ZM98 210H99V208H98ZM0 211H1V210H0ZM2 211H3V213H4L5 209H4V210L2 209ZM101 211H102V210H101ZM13 212H15V211H13ZM18 212H19V211H18ZM20 212H22V211H20ZM67 212H68V211H67ZM69 213H70V211H69ZM69 213H65V214L63 213V214H64V215H66V214L68 215ZM109 215H110V214H109ZM155 224H156V223H155ZM155 224H154V225H155ZM157 225H158V223H157ZM194 225H195V224H194ZM126 226H128V225L126 224ZM151 226H153V225H151ZM154 227H155V226H154ZM160 227H163V226L160 225ZM150 228H151V227H150ZM191 228H192V227H191ZM188 229H189V228H188ZM158 230H159V229H158ZM154 231H156V229H155ZM185 232H187V231H185ZM189 232H190V231H189ZM191 232H192V231H191ZM191 232H190V233H191ZM190 233H189V234H190ZM187 235H188V234H187ZM135 240H136V239H135ZM139 240L141 241V237H140ZM132 241H133V240H132ZM140 241H139V243H137V244L142 245V243L144 242V240H142L143 242H141V243H140ZM135 243H136V241H135ZM9 258H10V257H9ZM0 259H1V258H0ZM12 264H13V263H12ZM16 264H19V263H16Z\"/></svg>",
    "mask_w": 264,
    "mask_h": 264
}]
</instances>
